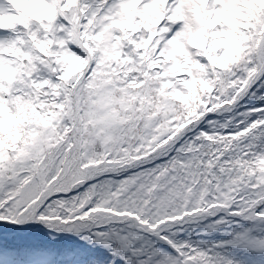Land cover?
I'll return each mask as SVG.
<instances>
[{
  "label": "snow or ice",
  "instance_id": "obj_1",
  "mask_svg": "<svg viewBox=\"0 0 264 264\" xmlns=\"http://www.w3.org/2000/svg\"><path fill=\"white\" fill-rule=\"evenodd\" d=\"M0 264H264V0H0Z\"/></svg>",
  "mask_w": 264,
  "mask_h": 264
}]
</instances>
